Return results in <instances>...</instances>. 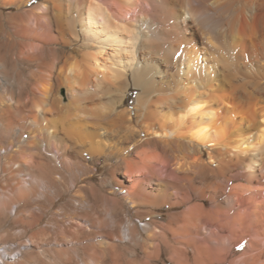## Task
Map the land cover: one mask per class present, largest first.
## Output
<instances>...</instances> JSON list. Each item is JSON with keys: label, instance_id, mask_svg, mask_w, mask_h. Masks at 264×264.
I'll list each match as a JSON object with an SVG mask.
<instances>
[{"label": "bare ground", "instance_id": "obj_1", "mask_svg": "<svg viewBox=\"0 0 264 264\" xmlns=\"http://www.w3.org/2000/svg\"><path fill=\"white\" fill-rule=\"evenodd\" d=\"M261 198L264 0H0V264L215 250Z\"/></svg>", "mask_w": 264, "mask_h": 264}, {"label": "rangeland", "instance_id": "obj_2", "mask_svg": "<svg viewBox=\"0 0 264 264\" xmlns=\"http://www.w3.org/2000/svg\"><path fill=\"white\" fill-rule=\"evenodd\" d=\"M13 10L14 9L5 10V12L13 11ZM95 163H96L95 168L97 169L98 172H97V174H95V176L93 178L94 181H100V179H102L103 176H105L106 174L107 175L105 177L109 178L108 177V170H109L108 166H109L110 162H106L105 159L103 158V159H100L99 162H95ZM239 185L242 186L238 182H235V183L231 184V187L237 186L240 188ZM228 189H230V188H228ZM191 198L189 199V201L184 206L179 207L177 209L156 210V212L163 214V216L162 217H152L150 220H147V222H149V221L155 222L154 226H156L157 230L160 229L159 231H161V227H163L164 224L166 223V219H167L166 215L168 214V212L172 213L174 211L175 212L177 211V212H179V213L181 212L183 214V213L188 212L191 207L195 206L201 210L204 209V211L207 212L208 214H214L215 209L213 207H211V205L209 204L208 201H203L200 198H198V199H196V198L191 199ZM261 200L263 201V198L257 200L259 202V205H258L257 201H254L252 199L249 203V206L251 207L250 210L252 209V207L254 205L257 204V206H258V207L257 206H255V207H257L259 210L255 207H253L255 209L254 215H253V209H252V213H250L247 216V214L244 213V209L240 208L236 214L237 216L234 218L235 220H233L232 218H228V217L220 218L223 221L222 223L225 224V226H226L225 228H227V229L225 231H222L223 235L219 234L218 237L222 238V237L226 236L228 238L227 244L229 243L230 245H233L232 248L236 244H238L241 239H243V241L240 244L241 248L238 246L237 247L238 249L236 248V250H235L234 248L232 249L230 246L229 250L231 249L232 251L230 250V252H228L226 255V249L225 248H226L227 244L224 246L220 245L219 246L220 248L213 250V249H209L210 245L208 243H206L207 241H203V240L197 239V238L193 239L192 237H191L192 239L190 237H185V240L181 239V241H183L181 244H175L174 246H172L175 248V250H174V248H172L171 250H169V252L167 251V252L163 253L160 256V259L158 261L154 262L153 264H173V263H176L178 260L182 261V263H186V264H188V263H199V264H246V263L261 264L262 263V264H264V231H263L264 230V211H263L264 205H263V203H260V202H262ZM245 216H247L248 218ZM136 222H138V220ZM139 225L142 226L143 224H139ZM211 228H215V226H211ZM169 237H170V239L173 238V237H171V235H169ZM165 239H166V237H165ZM186 240L190 241L189 244H190V246H192L189 249L185 248V246L188 245V244H186V242H187ZM191 241H193V242H191ZM193 244H194V246H193ZM194 247L196 248V250ZM244 247L245 248L247 247L246 251L242 250V249H244ZM173 250L175 253L172 252ZM178 251H180V253ZM171 254H173L172 256L174 257V259H171L172 258ZM175 254H176V256H175ZM177 256H179V257L177 258ZM182 258H183V260L185 259L184 260L185 262L182 260ZM172 260H174V261H172Z\"/></svg>", "mask_w": 264, "mask_h": 264}]
</instances>
